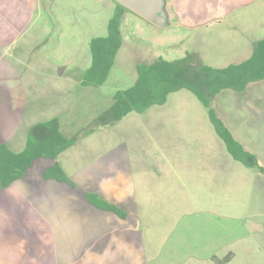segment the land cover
Returning <instances> with one entry per match:
<instances>
[{
	"label": "crops",
	"instance_id": "obj_1",
	"mask_svg": "<svg viewBox=\"0 0 264 264\" xmlns=\"http://www.w3.org/2000/svg\"><path fill=\"white\" fill-rule=\"evenodd\" d=\"M190 1L176 0L172 10L166 6L172 0H165L170 24L164 26L169 31L178 32L181 29L177 25H183L181 21L173 24L172 20L179 16L188 19L193 14L187 7ZM247 1L237 0V3L242 5ZM110 3L113 7V0ZM39 7L40 0H0V146L6 143L15 152L25 148L35 123L58 118L69 137L77 128L74 120L65 121L72 102L64 93L59 74L50 67L25 68L18 60V45L40 14ZM106 29V34L96 36L108 34V23ZM241 31L246 33H241L229 49L237 58L232 62L235 64L249 59L256 42L264 37V18L256 24L241 26ZM174 34H168L167 39L178 36ZM178 41H184L183 37ZM154 42L161 45V53L152 60H147L146 52L143 59L133 58L131 65L136 72L142 62L178 59L167 57L174 40L170 43L160 36ZM185 52L189 51L185 49ZM85 71L77 85L92 89V94L99 98L101 111L113 103L117 90L128 88L119 87L110 92L102 89L111 79L112 71L102 85H84ZM261 82L264 80L250 83L242 92L224 89L220 93L226 90L236 93L237 103L236 99L241 100L242 93L252 84ZM180 93L169 95L164 104L146 110L150 113L148 118L130 112L118 120L116 123L125 124V144L108 151V139L100 136L97 146L82 154L88 160L83 167L77 145L84 139L96 140V133L116 123L81 136L56 160H35L23 177L0 187V264H176L178 256L190 246L188 238L193 236L180 231L175 236L169 225L202 207L212 209L214 215L222 213L227 200L234 204L241 201L237 193L242 190L243 176H247L250 186L253 179V174L244 167L249 166L235 159L218 135L208 108L197 97L200 102L187 92ZM243 104L247 105L246 101ZM260 110L253 109L256 113ZM217 113L258 161L264 158V152L260 154L246 145L253 137L264 136L261 129L264 119L230 120L220 111ZM103 152L106 153L101 155ZM56 162L70 181L63 178L60 170H54ZM250 168L264 171V165ZM88 192L116 204L126 216L97 207L87 198ZM196 219L195 216L188 222L183 219L181 225L190 227L188 224L198 222ZM213 238L203 243L201 251L208 257L200 264H216L211 255L222 253L223 249L216 247L219 237Z\"/></svg>",
	"mask_w": 264,
	"mask_h": 264
},
{
	"label": "rangeland",
	"instance_id": "obj_2",
	"mask_svg": "<svg viewBox=\"0 0 264 264\" xmlns=\"http://www.w3.org/2000/svg\"><path fill=\"white\" fill-rule=\"evenodd\" d=\"M110 2L112 0H40V14L17 48L20 66H30L31 70L50 67V70L59 74L60 83L65 87L64 93L70 96L68 98L72 102L65 121L74 120L76 123L77 128L72 130L76 131L74 135L82 132L104 111H101L99 98L92 94V89L80 87L77 83L91 63L90 39L107 33L108 19L114 14L117 5L115 0L113 7ZM183 2L182 5L185 6L186 1ZM176 3V0H172V4L167 3L166 6L173 10ZM187 7L193 12L189 16L193 20L185 16L172 20L173 24L181 21L184 25H177L181 29L178 32L169 31L168 26L158 25L133 11H126L122 23L124 40L111 69V79L102 86V89L110 92L119 87L132 85L137 76L136 70L131 65L133 58L143 59L144 52L147 54V60L156 58L162 50H160L161 45L154 41L160 36L166 37L170 43L174 40L167 57H182L187 49L189 52L200 53L210 65L225 67L237 60L229 49L234 46L241 33H246L241 31V26L256 24L264 18L262 0H248L242 5L237 3V0H191ZM182 19L187 20L183 22ZM174 33L178 36H169L167 39L168 34ZM182 37L184 41L180 43L178 40ZM116 76H119V79H115ZM180 92H187L200 102L195 95L185 89L170 95L175 96ZM242 95L243 98L236 99L237 103H235L236 93L226 90L216 94L211 103L218 112L225 114L230 120L248 117L264 119V83L252 84ZM171 98H169L170 104ZM243 101H246L247 105H244ZM227 105L228 108L223 110ZM157 107L159 106L152 109ZM254 108L262 110L256 113L253 111ZM134 114L138 113L134 112ZM149 114V112L139 113L143 118H148ZM74 126L75 124L73 128ZM261 129L264 130V127ZM95 136L96 140L91 142L90 139H84L77 145L80 155L95 148L100 140L97 141V138L100 136L108 139V151L125 144V124L116 123L99 131ZM250 140L251 142L246 144L247 147H253L262 154L264 136L258 135ZM104 153L106 152L101 155ZM84 156L82 155L79 161L82 167L88 163ZM259 162V167L263 166L264 158H260ZM244 167L250 170L249 174H253V179L251 187L250 182L246 181L247 176H243V182H240L242 190L237 193L241 201L234 204L227 200L223 212L215 215L211 213L212 209L202 207L194 214L181 217L169 225V229L175 230V236L179 231L193 236L188 238L187 244L190 246L183 255L178 256L176 264L202 263L208 257L201 251L203 243H207L208 239L214 240L215 235L219 237L216 247L219 250L223 249L222 253L211 255L216 264H264V175L261 174L264 171L259 167V170ZM193 216L198 222H190L188 224L190 227L187 228L181 225L183 222L181 220L185 219L184 221L188 222ZM212 217L216 220L211 221ZM213 231L217 233L214 234ZM191 241L194 243L193 246ZM227 258L228 260L225 261Z\"/></svg>",
	"mask_w": 264,
	"mask_h": 264
},
{
	"label": "trees",
	"instance_id": "obj_3",
	"mask_svg": "<svg viewBox=\"0 0 264 264\" xmlns=\"http://www.w3.org/2000/svg\"><path fill=\"white\" fill-rule=\"evenodd\" d=\"M115 1L117 5L108 22V34L93 37L90 41L92 61L85 71L84 85L99 86L106 81L122 46L123 18L126 11L132 10ZM137 74L133 85L117 90L113 103L82 132L69 137L63 132L59 119L53 118L35 123L30 128L26 146L22 151L15 152L6 143H2L0 187L23 177L35 160H56L61 152L71 147L81 136L99 127L114 124L130 112L142 113L154 105L164 104L171 93L182 89L192 92L208 108L209 117L218 135L225 141L233 157L249 167H259L257 156L234 136L211 102L224 89L242 92L250 83L264 80V37L256 42L252 56L242 63L215 67L204 62L198 53L188 52L184 57L174 60L157 58L152 62L139 63ZM54 167V170H60L65 180L70 181L57 162ZM87 198L103 210L113 211L121 217L126 216L122 208L97 193L88 192ZM227 260L228 258L225 261Z\"/></svg>",
	"mask_w": 264,
	"mask_h": 264
},
{
	"label": "water",
	"instance_id": "obj_4",
	"mask_svg": "<svg viewBox=\"0 0 264 264\" xmlns=\"http://www.w3.org/2000/svg\"><path fill=\"white\" fill-rule=\"evenodd\" d=\"M138 15L156 22L158 25L167 24L165 0H117Z\"/></svg>",
	"mask_w": 264,
	"mask_h": 264
}]
</instances>
